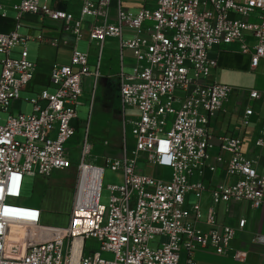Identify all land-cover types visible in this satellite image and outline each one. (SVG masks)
<instances>
[{
    "label": "built area",
    "instance_id": "obj_1",
    "mask_svg": "<svg viewBox=\"0 0 264 264\" xmlns=\"http://www.w3.org/2000/svg\"><path fill=\"white\" fill-rule=\"evenodd\" d=\"M48 1L21 0L13 8L17 20L34 16L61 23L75 42L83 38V18L98 19L101 10L109 8L108 1L83 0L77 17L50 7ZM140 1L144 8L138 13L119 11L116 24L92 28L89 42L98 48L94 69L90 57L76 47L70 65L53 67L50 85L55 93L45 90L32 99L30 115H15L13 103L35 76L27 44L43 43V38L21 36L18 24L12 33H0V114L8 115L0 126V264H197L196 253L225 256L235 239L232 227L219 224L218 206L230 202H246L255 210L263 206L264 175L242 152L239 137L220 139L221 149L230 155L226 173L234 183L209 190L204 178L208 171H216L210 165V120L233 92L228 86L208 83L218 67L212 54L239 44L252 68L259 66L264 60V0ZM152 2L154 6L148 7ZM0 18L5 21L7 15L2 13ZM124 28L134 30L135 37L123 40ZM144 32L148 36H142ZM247 34L253 46L247 44ZM109 39H120L121 51L133 53L136 61L132 74L122 70L118 76L124 147L119 157L104 159L107 168L121 175V183L108 187L111 198L104 215L100 196L105 168L88 162L90 113L77 152V189L69 223L64 228L48 227L41 208L21 204L24 180L26 176L50 178L73 167L75 152L67 146L77 135V107L88 78L97 92ZM50 44L60 46L57 41ZM18 47L22 48L19 58H13ZM260 97L257 91L249 93L251 100ZM127 110L135 114L126 117ZM252 114L246 111V116ZM127 124L133 138L131 156ZM257 145L264 146V141ZM217 163L223 160L218 158ZM140 164L171 169V180L138 173ZM92 172L99 176L95 197L90 193ZM191 195L197 199L194 205L188 204ZM206 195L211 203L207 210ZM246 223L241 220L239 228L243 230ZM231 257L245 263L247 254L235 252Z\"/></svg>",
    "mask_w": 264,
    "mask_h": 264
},
{
    "label": "crops",
    "instance_id": "obj_2",
    "mask_svg": "<svg viewBox=\"0 0 264 264\" xmlns=\"http://www.w3.org/2000/svg\"><path fill=\"white\" fill-rule=\"evenodd\" d=\"M91 1L97 4L102 0ZM104 1L109 2V8L107 11L102 9L101 16L98 19L92 16L83 18V38L81 41L88 43L86 46L87 52L84 54L90 57L91 69H94L98 57L97 46H93L94 44L90 45L89 42L92 28L96 24H116L119 11L136 14L144 8L140 0ZM20 2L21 0H0V6L2 7L0 15L2 13L7 15V20L5 21L0 18V33L10 34L18 24V34L23 28L26 30L25 35L21 36H41L43 38V43L35 40L27 44L26 49L29 54V61L35 65V76L31 86L23 93L32 94L34 98L45 90L54 94L55 89L50 85L53 67L55 65H70L73 48L76 47L79 50L81 41L75 42L74 36L69 32H65L61 23L47 19L40 20L34 16H25L17 20V14L13 8L19 5ZM48 5L52 8L72 12L78 17L83 0H49ZM147 6L153 7L154 2ZM6 11L15 13L16 17L10 18ZM88 18L90 19L88 20ZM135 35L136 32L134 30L124 28L122 38L123 40H128L134 38ZM141 35L146 37L148 33L144 32ZM50 41H57L60 46L54 47L50 44ZM64 42L67 44L64 45ZM246 42L250 46L254 45L252 38L248 34L246 35ZM30 46L33 47L32 50L29 49ZM21 50L22 48L20 47L16 48L12 57L19 58ZM125 54L128 56L127 61L130 68L133 69L136 65L135 56L129 51H121L120 39H109L105 42L100 83L111 80L113 85L115 83L118 84L120 72L122 70L125 71ZM212 57L218 59V67L212 70L208 83L228 86L232 88L233 92L223 109L210 120L209 124V135L213 146L210 165L216 166V171H208L204 178V185L209 190L222 184L230 185L235 181L234 178L226 173L227 161L230 160V155L221 149L220 139L222 138L239 137L242 141V152L254 163L258 172L264 175V146L259 147L257 145L259 140L264 141V60H261L259 66L253 69L250 57L241 53L239 44L223 47L213 53ZM91 82V78L85 81L84 93ZM252 91L259 92L261 95L260 99L251 100L249 93ZM25 102L32 106L30 101L20 98V100L13 103L14 113L25 115L22 108ZM248 109L252 110L253 114L251 116H246ZM218 158L223 160L222 164L217 163ZM148 167H150L152 173L147 174L145 172V175L156 176L159 180L165 179V169L143 165L146 171ZM191 197L192 195L188 197V204ZM210 205V200L206 195L203 200L205 210ZM216 210L219 224L232 227L236 231V236L230 244L228 254L225 256H218L210 252H200L205 264H264V204L259 210H255L246 202H230L218 206ZM241 220H246L247 222L243 230L239 228ZM235 252H245L247 254L246 262L239 263L235 261L231 257ZM210 258L213 261L211 260L210 262Z\"/></svg>",
    "mask_w": 264,
    "mask_h": 264
},
{
    "label": "rangeland",
    "instance_id": "obj_3",
    "mask_svg": "<svg viewBox=\"0 0 264 264\" xmlns=\"http://www.w3.org/2000/svg\"><path fill=\"white\" fill-rule=\"evenodd\" d=\"M52 4V2H51ZM50 4V5H51ZM10 18H15L16 14L6 11ZM90 18H88L89 20ZM24 25V24H23ZM25 29L20 31V35H25ZM87 42L81 41L79 44V50L82 53L87 52ZM95 46V44L93 45ZM32 46L29 47L32 50ZM2 59V56H0ZM125 73L132 74L133 69L130 68L128 63V56L125 54ZM1 73V67H0ZM93 81L88 84L84 95L80 100V104L77 107V113L79 122L77 124L78 130L76 137L67 146L72 148L75 152L74 164L71 170L65 172H57L50 178L43 179L38 176H26L23 185L22 198L24 205H36L43 211V224L53 228H64L68 225L70 219V213L75 199V192L77 189L79 155L77 152L83 144L85 134L87 132L86 123L89 121V115L91 113L90 120V142L92 144L91 156L88 162L91 164H97L105 168V175L102 183V191L100 196V210L106 215L108 205L110 203L111 193L108 189L109 186L120 184L121 175L111 171L107 168L104 159L106 157H119L124 147L125 136V119L123 109L120 106L119 100V87L118 84L111 80L103 81L98 84L97 92L93 91ZM237 87V86H235ZM36 97V96H35ZM23 100L31 101L34 99L32 94L21 93L20 96ZM23 113L30 115L32 113V106L25 102L23 104ZM135 112L131 110L126 111V117H130ZM18 115V113H15ZM8 115L0 114V126L5 125ZM126 132L128 137V151L131 156L133 138L130 135V126H126ZM144 164L138 166V173L151 174L150 167L143 168ZM156 177V176H155ZM172 177V170L165 169V181L169 182ZM197 203V199L192 196L189 200L190 205ZM88 246H92L89 242ZM98 248V245L94 246ZM196 262L198 264H205V261L201 258V253H196ZM213 258V256H211ZM209 259L211 262L212 259ZM216 259V257H214ZM213 261V260H212Z\"/></svg>",
    "mask_w": 264,
    "mask_h": 264
},
{
    "label": "bare ground",
    "instance_id": "obj_4",
    "mask_svg": "<svg viewBox=\"0 0 264 264\" xmlns=\"http://www.w3.org/2000/svg\"><path fill=\"white\" fill-rule=\"evenodd\" d=\"M92 175H93V179H95V180H94V182H93V185H92V188H91L90 193H91V196H92V197H95L96 194H97V192H98L99 176H98V173H97V172H92ZM48 235H50V234H48ZM48 235H47V236H48ZM80 245H81V241L78 240V241H77V247H80Z\"/></svg>",
    "mask_w": 264,
    "mask_h": 264
}]
</instances>
